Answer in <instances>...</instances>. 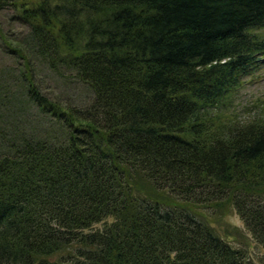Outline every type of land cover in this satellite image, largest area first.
Instances as JSON below:
<instances>
[{"label": "trees", "instance_id": "obj_1", "mask_svg": "<svg viewBox=\"0 0 264 264\" xmlns=\"http://www.w3.org/2000/svg\"><path fill=\"white\" fill-rule=\"evenodd\" d=\"M7 6L28 33L0 25L19 61L17 90L0 80V264H254L213 223L234 210L264 247V115L233 106L264 61V0ZM37 63L87 101L43 93ZM12 98L44 126L14 127Z\"/></svg>", "mask_w": 264, "mask_h": 264}, {"label": "rangeland", "instance_id": "obj_2", "mask_svg": "<svg viewBox=\"0 0 264 264\" xmlns=\"http://www.w3.org/2000/svg\"><path fill=\"white\" fill-rule=\"evenodd\" d=\"M13 13L14 10L10 6L2 8L0 10V25L5 34L10 38L24 37L28 33V27L17 21ZM17 62H19L17 58L7 51L4 41L0 38V80L1 83L3 82L4 85L9 86L14 91L15 89L17 90V85L14 81V73L18 72V69H16ZM35 75H38L37 85L39 89L50 97L74 104H82L87 101L88 94L84 87L78 82L67 78V76H61L50 71L45 63H37ZM243 80V84L238 89V95L233 100L235 115L240 119H248L253 114L262 113L264 115V107L260 108L257 106L259 101L256 100L258 97L264 95V61H260L258 67L251 74L244 76ZM12 102H14L12 103L14 105L20 104L22 101L20 100L19 102L18 99L12 98ZM24 103L23 105L20 104V107L15 108L14 112H9L8 118L16 121L14 127L27 132L44 126L43 124L45 123L42 122V117L39 115L37 117L34 114L35 110L33 106L26 102ZM213 224L224 240H227L233 246L245 247L247 255L252 260L251 262L254 264H264V247L254 241L250 232L245 228L243 221L234 210L222 216L219 221ZM99 225L101 223L97 224V226Z\"/></svg>", "mask_w": 264, "mask_h": 264}]
</instances>
